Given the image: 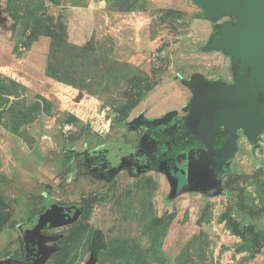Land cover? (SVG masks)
I'll return each mask as SVG.
<instances>
[{
    "label": "rangeland",
    "instance_id": "1",
    "mask_svg": "<svg viewBox=\"0 0 264 264\" xmlns=\"http://www.w3.org/2000/svg\"><path fill=\"white\" fill-rule=\"evenodd\" d=\"M206 14L194 0H0V262L24 257L54 204L82 211L43 230L46 264H264V132L257 147L240 132L228 174L180 191L86 162L137 146L138 118L180 114L193 76L234 86L233 57L208 48L238 17Z\"/></svg>",
    "mask_w": 264,
    "mask_h": 264
},
{
    "label": "water",
    "instance_id": "2",
    "mask_svg": "<svg viewBox=\"0 0 264 264\" xmlns=\"http://www.w3.org/2000/svg\"><path fill=\"white\" fill-rule=\"evenodd\" d=\"M194 1L206 10L207 19L213 20L223 14L238 17L236 23H227L222 27L211 45V49L223 51L238 62L234 86L217 87L210 82L197 81L193 87L190 114L186 118L190 134L205 144L202 152L205 166L200 175L206 177L209 155L218 159L219 169L223 172L229 170L237 152L239 133L243 132L251 145L257 147L264 132V0ZM168 118L156 123H167ZM221 130L225 132V139L217 148ZM196 172H199L198 168ZM174 194H177V189ZM47 208L26 231V250L30 251L29 245H34L32 250H37L31 264H46L49 256L57 251L55 246L48 244L56 238L43 234V230L72 224L82 211L79 206L50 204ZM11 263L21 262L13 258L0 262Z\"/></svg>",
    "mask_w": 264,
    "mask_h": 264
},
{
    "label": "flooded vegetation",
    "instance_id": "3",
    "mask_svg": "<svg viewBox=\"0 0 264 264\" xmlns=\"http://www.w3.org/2000/svg\"><path fill=\"white\" fill-rule=\"evenodd\" d=\"M222 86L228 88L233 84L217 85V87ZM193 98L191 102L184 106L180 114L172 111L167 123L157 124L155 120L145 117H140L134 121L132 128L142 133L137 146L126 144L127 149H125L122 144L118 148L112 145L104 152L91 153L86 162H89L92 166H97L105 160L109 161L111 164L109 174L128 170L129 174L137 176L147 171H158L171 178L173 183L178 186L179 191L182 187L188 189L195 187L198 183L200 184L203 178L200 173L205 166L202 161L205 144L190 134L186 127V118L190 114ZM224 139L225 132L221 130L217 138V148L222 146ZM208 160L209 170H212V174L216 175L221 170L218 166V159L209 155ZM161 168L164 172L161 171ZM196 168L199 169V172L195 173ZM33 248L34 245H29L30 251L26 250V254L20 259V264H31L33 262L37 252V250H32Z\"/></svg>",
    "mask_w": 264,
    "mask_h": 264
},
{
    "label": "trees",
    "instance_id": "4",
    "mask_svg": "<svg viewBox=\"0 0 264 264\" xmlns=\"http://www.w3.org/2000/svg\"><path fill=\"white\" fill-rule=\"evenodd\" d=\"M206 17V16H205ZM218 33H219V31H218ZM217 34V33H216ZM215 34V35H216ZM218 35V34H217ZM217 38V36H214V37H212L211 38V41H210V45H209V50H211V45L213 44V42H214V40ZM237 61H234L233 62V69H234V75H236V70H237ZM197 80H202V81H205V82H210V83H212V84H214V85H223L224 83L222 82V80H220V79H218V80H215V81H208V80H206L204 77H202V76H193L192 78H191V80L190 81H188L187 83H188V86L190 87V88H193L194 87V82L195 81H197ZM122 147L123 148H125V149H127V146L126 145H124V144H122ZM75 155H78V156H82V154H71V156L73 157H75ZM228 161H231V159H229ZM161 171H163L164 172V170H163V168H161ZM224 173L225 174H228L229 173V170L228 169H225L224 170Z\"/></svg>",
    "mask_w": 264,
    "mask_h": 264
},
{
    "label": "crops",
    "instance_id": "5",
    "mask_svg": "<svg viewBox=\"0 0 264 264\" xmlns=\"http://www.w3.org/2000/svg\"><path fill=\"white\" fill-rule=\"evenodd\" d=\"M223 81V80H222ZM226 84H228V83H226Z\"/></svg>",
    "mask_w": 264,
    "mask_h": 264
}]
</instances>
